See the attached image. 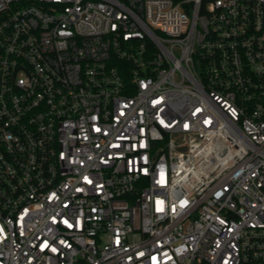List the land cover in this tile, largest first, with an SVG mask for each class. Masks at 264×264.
<instances>
[{
    "label": "built area",
    "instance_id": "1",
    "mask_svg": "<svg viewBox=\"0 0 264 264\" xmlns=\"http://www.w3.org/2000/svg\"><path fill=\"white\" fill-rule=\"evenodd\" d=\"M0 264H264V0H0Z\"/></svg>",
    "mask_w": 264,
    "mask_h": 264
}]
</instances>
